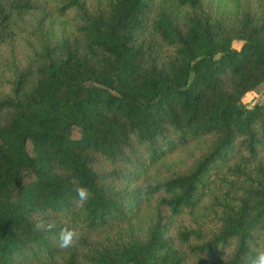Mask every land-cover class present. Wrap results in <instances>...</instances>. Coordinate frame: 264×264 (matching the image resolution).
I'll list each match as a JSON object with an SVG mask.
<instances>
[{
  "label": "trees",
  "instance_id": "obj_1",
  "mask_svg": "<svg viewBox=\"0 0 264 264\" xmlns=\"http://www.w3.org/2000/svg\"><path fill=\"white\" fill-rule=\"evenodd\" d=\"M263 82L264 0H0V264H250Z\"/></svg>",
  "mask_w": 264,
  "mask_h": 264
},
{
  "label": "clouds",
  "instance_id": "obj_2",
  "mask_svg": "<svg viewBox=\"0 0 264 264\" xmlns=\"http://www.w3.org/2000/svg\"><path fill=\"white\" fill-rule=\"evenodd\" d=\"M77 192V205L82 206L84 202L88 199V196L90 195L88 190L84 187H79L76 189ZM55 225L49 223L47 226H45V223L43 221H38L36 224H34V228L37 230L42 231H49L51 230ZM58 239V246L60 248H70L74 246V243L79 239V233L76 229H70V228H61L59 233L57 234ZM254 255L252 256L250 260V264H264V248L257 246L254 249Z\"/></svg>",
  "mask_w": 264,
  "mask_h": 264
},
{
  "label": "rangeland",
  "instance_id": "obj_3",
  "mask_svg": "<svg viewBox=\"0 0 264 264\" xmlns=\"http://www.w3.org/2000/svg\"><path fill=\"white\" fill-rule=\"evenodd\" d=\"M219 1L224 4H228L231 2V0H219ZM239 46H240V42L233 43V47L239 48ZM262 86H264V84L258 86L255 90L248 93L244 97L243 102L247 105H252L255 102L259 104H264V89H262Z\"/></svg>",
  "mask_w": 264,
  "mask_h": 264
},
{
  "label": "crops",
  "instance_id": "obj_4",
  "mask_svg": "<svg viewBox=\"0 0 264 264\" xmlns=\"http://www.w3.org/2000/svg\"><path fill=\"white\" fill-rule=\"evenodd\" d=\"M262 84H264V82H263ZM262 84H260V85H262ZM260 85H259V86H260ZM262 89H264V86H262Z\"/></svg>",
  "mask_w": 264,
  "mask_h": 264
}]
</instances>
